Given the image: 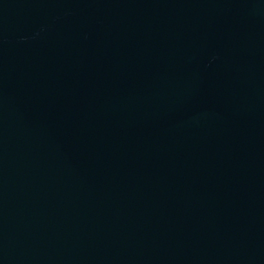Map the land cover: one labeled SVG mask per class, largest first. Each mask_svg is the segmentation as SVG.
Here are the masks:
<instances>
[{"label": "water", "instance_id": "obj_1", "mask_svg": "<svg viewBox=\"0 0 264 264\" xmlns=\"http://www.w3.org/2000/svg\"><path fill=\"white\" fill-rule=\"evenodd\" d=\"M0 264H264V0H0Z\"/></svg>", "mask_w": 264, "mask_h": 264}]
</instances>
